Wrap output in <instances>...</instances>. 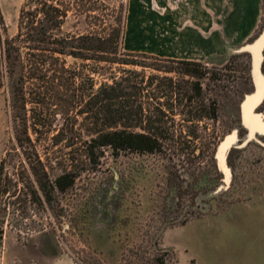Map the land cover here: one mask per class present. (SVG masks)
<instances>
[{"label": "rangeland", "instance_id": "rangeland-1", "mask_svg": "<svg viewBox=\"0 0 264 264\" xmlns=\"http://www.w3.org/2000/svg\"><path fill=\"white\" fill-rule=\"evenodd\" d=\"M126 1L72 4L62 31L84 38L107 37L104 46L110 51L102 54L115 62L63 56L76 82L58 93L44 87L39 103L25 105L27 124L36 122L35 132L29 128L22 133V110L11 109L6 81L0 87V161L3 171L18 181L17 193L6 202L26 200L23 209L17 203L6 208L0 245L3 264H68L63 255L78 264H151L154 252L162 264H264V110L254 107L245 123L240 113L239 122L233 119L230 106L222 104L215 121H186L175 93L168 98V88L156 85L170 77L175 91L195 79L180 74L176 63L125 50L121 34ZM22 2L0 0V38L15 33ZM263 23L264 0L261 27L253 35L258 36ZM240 53L248 56L237 47L199 62L210 70L221 69L216 75L221 80L215 82L242 90L237 61L241 58H231ZM247 63L249 73V59ZM93 69L99 71L93 75L94 83L108 76V70L140 74L143 106L163 111L162 125L175 131L172 139L166 134L161 152L115 153L102 147L93 149L88 159L83 140L91 128L85 116ZM261 72L264 78L262 65ZM200 81L213 87L210 78ZM250 90L251 86L246 94ZM251 96L252 92L245 101ZM194 127L195 139L186 133ZM36 157L48 177L63 170L75 175L69 188L55 194L52 210L28 166ZM29 190L36 191L39 201L25 194ZM184 218L183 224L177 223Z\"/></svg>", "mask_w": 264, "mask_h": 264}, {"label": "trees", "instance_id": "trees-1", "mask_svg": "<svg viewBox=\"0 0 264 264\" xmlns=\"http://www.w3.org/2000/svg\"><path fill=\"white\" fill-rule=\"evenodd\" d=\"M78 0H23L17 15L16 31L12 36L0 38V87L6 81L9 91V104L11 109H21L22 133L26 134L27 129L36 131L34 125L27 124L25 105L29 102L39 103L40 89L48 88L54 93L64 87L70 89L76 82V76L63 60V56H72L85 59L91 56L96 61H108L112 65L115 60H109L102 53L109 52L104 44L107 37L103 38H84L82 35L76 36L73 33L62 31L63 23L72 4ZM263 20V19H262ZM258 26L261 27L259 22ZM123 32V31H122ZM122 37V34H121ZM255 35L251 36V41ZM90 54H87V53ZM92 53V54H91ZM152 59H162L167 62L178 64L179 73L189 77H194L193 81H184V84L175 91L171 90L173 82L170 77L163 78L156 88H168L169 97L175 93L177 105L181 106L180 113L185 115L186 121H199L208 119L215 121L222 104L230 106L232 118L239 122V101L241 94H246L251 86L248 73V56L245 53L233 55L232 59L237 60L240 66L241 84L243 89L238 90L215 82L221 80L216 77L219 70H210L199 61L159 58L147 53H140ZM96 55V56H95ZM95 56V57H93ZM264 58V54H263ZM107 59V60H106ZM128 63V62H123ZM261 65L263 67L264 60ZM104 68L106 71L107 69ZM99 71L91 70L89 76L91 87V99H89V119L91 128L89 135L83 140L85 155L90 159L92 150L95 148L108 147L113 152L128 150L138 153L161 152L162 142L168 136L174 135V130H169L161 123V117L165 114L155 106H143L141 98V82L139 73L133 70H123L116 73L108 70L109 75L102 80L94 83L93 75ZM207 76V77H205ZM210 78L212 88L202 83L200 79ZM148 86L152 83V77L147 82ZM95 87L93 88V86ZM209 92L211 94L209 95ZM152 96L154 94L151 92ZM207 95V96H206ZM228 100L229 103H224ZM241 101V100H240ZM239 102V103H238ZM172 104L169 105L170 109ZM145 107V108H144ZM264 110V96L257 106ZM83 111H80L82 113ZM194 130L186 131L187 136L196 138ZM264 135V134H263ZM175 136V135H174ZM174 143V142H173ZM22 147V143L19 142ZM233 151L229 150L228 155ZM2 160L0 161V245L3 238V225L5 224V211L8 205L17 203V207L25 204L24 199H14L6 202L7 198L17 193V183L3 171ZM28 166L33 175V181L37 189L41 192L43 201L52 210L55 194L64 192L74 181L75 175L70 170L48 177L36 158L28 162ZM25 186V185H24ZM179 189V185H175ZM20 190V189H19ZM33 194L39 201L35 190H29L25 194ZM19 193L17 194V196ZM16 196V197H17ZM32 196V195H30ZM22 210H19L20 213ZM20 216V214H19ZM25 218L21 215V219ZM185 218L179 220L178 224H183ZM158 236V235H157ZM156 236V238H157ZM153 241V249L155 247ZM151 264H162V257L154 252L149 257Z\"/></svg>", "mask_w": 264, "mask_h": 264}, {"label": "crops", "instance_id": "crops-1", "mask_svg": "<svg viewBox=\"0 0 264 264\" xmlns=\"http://www.w3.org/2000/svg\"><path fill=\"white\" fill-rule=\"evenodd\" d=\"M261 10L262 0H127L122 43L129 52L202 61L245 44Z\"/></svg>", "mask_w": 264, "mask_h": 264}, {"label": "water", "instance_id": "water-1", "mask_svg": "<svg viewBox=\"0 0 264 264\" xmlns=\"http://www.w3.org/2000/svg\"><path fill=\"white\" fill-rule=\"evenodd\" d=\"M264 46V23L261 32L251 41L239 46V49L248 53L249 74L251 81V90L244 94L239 103L240 118L245 123L248 121L251 110L259 105L264 96V78L261 72V61L263 59L262 48ZM252 92L249 100L245 101L246 96ZM244 99V100H243ZM243 100V101H242ZM242 103V104H241ZM264 128L262 129V131Z\"/></svg>", "mask_w": 264, "mask_h": 264}]
</instances>
